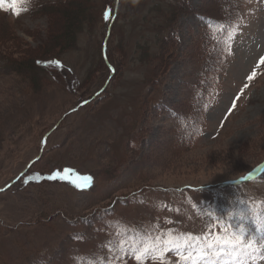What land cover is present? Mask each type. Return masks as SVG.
Here are the masks:
<instances>
[{
  "label": "rangeland",
  "instance_id": "1",
  "mask_svg": "<svg viewBox=\"0 0 264 264\" xmlns=\"http://www.w3.org/2000/svg\"><path fill=\"white\" fill-rule=\"evenodd\" d=\"M43 1L33 14L30 0L0 7V55L21 63L0 70V189L42 152L0 192V264H192L171 250L143 261L133 252L191 240L196 257L238 229L260 249L240 264H264V181L229 183L264 160V0H186L161 66L140 18L172 0H121L107 49L118 73L105 90V0L73 41L69 5ZM222 8L233 15L215 64L219 36L196 14L222 18Z\"/></svg>",
  "mask_w": 264,
  "mask_h": 264
},
{
  "label": "trees",
  "instance_id": "2",
  "mask_svg": "<svg viewBox=\"0 0 264 264\" xmlns=\"http://www.w3.org/2000/svg\"><path fill=\"white\" fill-rule=\"evenodd\" d=\"M32 1V6L28 7V9L26 10L27 13L33 14L35 12V10L33 9V7L36 5L37 9L36 10H41L45 3L43 0H31ZM65 1V6L69 5V22L66 28V35H68V37L70 38V40H74L76 39V35L78 34V30H80L86 20L87 14L89 13V10H91L92 8H94L96 6V2L95 0H63ZM60 1V2H63ZM70 1V3L68 2ZM134 1V0H133ZM131 1V5L129 9H135L134 6V2ZM147 0H142L140 1L141 4L146 3ZM160 2H157L155 4H150L148 7L149 10V14L146 16H143L142 18H140V20L143 22V25H140L141 28H144L146 26H150V30L153 31V33L156 35L157 37V41H158V51L159 57H155L157 59H160L159 63L160 66L163 64L165 65V59H167V52L169 51V48L171 47V40L173 38V34H171L170 31H168V27L171 26V24L173 22H175L177 20V16L179 13L183 12L185 14L189 13L190 11L188 10V4L186 2V0H172L171 3H169L167 5V8L164 9L162 8L163 4ZM54 4H57L54 2ZM115 5H116V0H105L102 5H101V13H100V20L102 22V25L104 27V38L106 37V32L108 30V27L112 21L113 15H114V10H115ZM122 9V4L120 3V7H119V11L117 13V17L115 18L114 22L112 23V27H111V33L110 36L108 38V44L110 43L111 37L114 35L115 33V27L119 25V18H120V11ZM193 13H197V10H193ZM222 12L223 16L222 18H217L218 16H214L210 10L206 11V10H200L198 12V14H196V16L198 18H202L201 20L205 22V30H206V34L210 33V36L214 35V33H212V31L216 30V34L217 36H219V41L217 43V46H220V49L218 50H214L213 51V55L215 57V60L212 61V63L217 64V58L218 56L221 55L224 46H225V30L227 29V27L232 23V21L230 20V16L233 15V12H230L229 9H223L222 8ZM229 17V18H228ZM225 19V20H224ZM221 27H224V29L221 32H218L217 30ZM144 30V29H143ZM146 31V30H145ZM213 42H215V39L213 40ZM141 47V44H138L137 47ZM148 46V45H146ZM146 49H143L144 51L147 50V47H144ZM101 52H102V48H101ZM109 50H108V57H109ZM103 58V57H102ZM110 58V63L115 67V74L118 73V68L115 65V63L111 60V56ZM104 60V59H103ZM36 61V62H35ZM39 60H37V58L34 59V61H32L33 64H37L39 65L41 68H44L41 66V64L37 63ZM41 61V60H40ZM44 61V60H42ZM107 65V64H106ZM105 65V66H106ZM218 66V65H217ZM106 68L109 71L108 66H106ZM16 69H20L21 71V63L18 62L17 60H15L14 58H9L8 60H4V57L2 55H0V70L2 71H15ZM46 69V68H44ZM114 74V75H115ZM114 75L112 76V78L114 77ZM111 78V79H112ZM240 178V177H239ZM238 178V179H239ZM234 182L239 181V183H243V185H251L254 181H242V180H233ZM257 181H264V174L260 177L259 180ZM234 184V183H231ZM207 191V190H204Z\"/></svg>",
  "mask_w": 264,
  "mask_h": 264
},
{
  "label": "snow or ice",
  "instance_id": "3",
  "mask_svg": "<svg viewBox=\"0 0 264 264\" xmlns=\"http://www.w3.org/2000/svg\"><path fill=\"white\" fill-rule=\"evenodd\" d=\"M5 0H0V7H3ZM20 0H11L10 7L15 9V5L19 3ZM19 15V12H15ZM58 174H53L51 179H55ZM257 232H261L262 229L257 228ZM239 234L234 235L232 238H226L223 236L215 237L213 243H209L199 250V254L193 256V244L191 240L186 241L184 244L176 243L173 241H162L160 246L156 245H146L142 250H134L133 255H135L136 260L143 261L146 259H162L165 251H175L181 256L184 261H192V264H208L209 260L213 257L216 260L223 259L227 256L233 262V264H240V260L244 256H252L254 253L259 252L260 249L252 248L249 251L250 244L245 242V233L243 229H238ZM171 244L172 247L169 248L168 245ZM206 249V250H205ZM187 251L188 255L184 256L183 253Z\"/></svg>",
  "mask_w": 264,
  "mask_h": 264
},
{
  "label": "water",
  "instance_id": "4",
  "mask_svg": "<svg viewBox=\"0 0 264 264\" xmlns=\"http://www.w3.org/2000/svg\"><path fill=\"white\" fill-rule=\"evenodd\" d=\"M35 161V160H34ZM34 161H32L29 165H28V167H27V169L26 170H28L30 167H31V165L34 163ZM25 170V171H26ZM24 173V172H23ZM23 173L22 174H20V176L17 178V179H19L22 175H23ZM17 179H15L14 181H12L7 187H9L10 185H12Z\"/></svg>",
  "mask_w": 264,
  "mask_h": 264
}]
</instances>
